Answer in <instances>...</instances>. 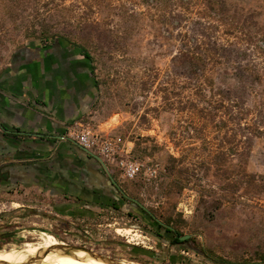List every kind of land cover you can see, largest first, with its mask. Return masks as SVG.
I'll return each mask as SVG.
<instances>
[{
  "label": "rangeland",
  "instance_id": "374dc122",
  "mask_svg": "<svg viewBox=\"0 0 264 264\" xmlns=\"http://www.w3.org/2000/svg\"><path fill=\"white\" fill-rule=\"evenodd\" d=\"M186 34L232 42L208 67L237 69L246 86L256 70L254 92L240 88L234 104L233 75L184 82L173 60ZM55 45L87 59L96 83L81 122L132 142L145 166L125 178L112 164L127 202L98 208L39 190L0 193V249L49 232L132 264H264V0H0V70L26 47ZM133 202L142 216L129 215ZM147 214L202 253L170 246Z\"/></svg>",
  "mask_w": 264,
  "mask_h": 264
},
{
  "label": "crops",
  "instance_id": "0c3cea01",
  "mask_svg": "<svg viewBox=\"0 0 264 264\" xmlns=\"http://www.w3.org/2000/svg\"><path fill=\"white\" fill-rule=\"evenodd\" d=\"M50 48H25L0 70V176L75 209L126 200L115 166L64 138L96 101L88 60L60 63Z\"/></svg>",
  "mask_w": 264,
  "mask_h": 264
},
{
  "label": "trees",
  "instance_id": "16d2710c",
  "mask_svg": "<svg viewBox=\"0 0 264 264\" xmlns=\"http://www.w3.org/2000/svg\"><path fill=\"white\" fill-rule=\"evenodd\" d=\"M188 2H192V0H188ZM206 2L210 3L211 0H206ZM235 21H238L235 18ZM234 25L236 27H239V22H235ZM215 28H218L215 26ZM42 35H39L38 37H44L45 40H48L50 38V34L46 31ZM185 40L182 42L181 50L179 54H177L174 57V67L176 65V71L179 70V74L184 77V82H217V79L219 78L220 82H223L221 79L222 77H227L230 75H233V79L236 81L238 78V83H235L232 87H230L228 90H226V93L228 97L226 98L228 101H232L234 104L237 103V100L239 98L240 88L249 89L250 94L254 92V80L257 79L260 80L259 76H255L256 70L248 71V75L252 79L251 86L243 85L245 84L241 77H239V73L237 72V69H230L228 67L226 68H210L208 67L211 62L219 61V57H224L227 59L229 56L228 53L231 49H229V46H232V42L228 43H221L219 39L207 37L208 41L206 40H200L199 36H189L186 34L184 36ZM47 48V46L45 47ZM26 49H42L39 47H26ZM86 58L91 59V56L88 52L82 53ZM260 82V81H259ZM214 86V85H213ZM222 99L224 98L223 92L218 93ZM214 93H212L213 97ZM174 172V169L171 171V173ZM129 215H134L133 213L129 212ZM148 217H152L151 215H146ZM157 225H159L158 222H155ZM163 226H161L162 228ZM164 229V227H163ZM173 237L169 240L170 246L177 247L180 249L185 248H191L195 252L202 253V251L197 248L196 246H192L190 238L186 240H182L181 237L184 235L180 232H172ZM164 237L163 235H160V237Z\"/></svg>",
  "mask_w": 264,
  "mask_h": 264
},
{
  "label": "built area",
  "instance_id": "2783aa9c",
  "mask_svg": "<svg viewBox=\"0 0 264 264\" xmlns=\"http://www.w3.org/2000/svg\"><path fill=\"white\" fill-rule=\"evenodd\" d=\"M64 138L73 141L93 155L107 163L116 165L125 178H134L145 166L143 161L133 155V143L121 136L103 135L83 122H75L67 127ZM152 175L157 173L156 168H149Z\"/></svg>",
  "mask_w": 264,
  "mask_h": 264
},
{
  "label": "bare ground",
  "instance_id": "6f19581e",
  "mask_svg": "<svg viewBox=\"0 0 264 264\" xmlns=\"http://www.w3.org/2000/svg\"><path fill=\"white\" fill-rule=\"evenodd\" d=\"M15 206H19V203H15ZM117 233L120 235L131 234L134 229L118 228ZM29 235H34L33 232H28ZM33 237V236H32ZM37 240V241H33ZM32 241L27 240L17 244L16 246H5L0 249V260L6 261L11 264H25L29 258L37 254L42 249L56 246L57 244H63L53 234L49 232H41L37 236H34ZM125 264H132L125 262ZM34 264H108L101 260H98L90 256L86 251H78L74 255L62 254L60 252H50L45 257L41 258Z\"/></svg>",
  "mask_w": 264,
  "mask_h": 264
},
{
  "label": "water",
  "instance_id": "95a60500",
  "mask_svg": "<svg viewBox=\"0 0 264 264\" xmlns=\"http://www.w3.org/2000/svg\"><path fill=\"white\" fill-rule=\"evenodd\" d=\"M190 237H191V235H184L181 237V239L186 240ZM78 251H86L90 256H92L98 260H101L103 262H106L108 264H125L124 261L118 260L114 257L94 252V251L87 249L85 247L69 245L66 243L57 244L56 246H51L49 248H45V249L40 250L39 252H37V254H35L34 256L29 258L25 264H34L35 262H37L41 258L48 255L50 252H60L62 254L74 255V253H76ZM0 264H11V263L0 260Z\"/></svg>",
  "mask_w": 264,
  "mask_h": 264
},
{
  "label": "flooded vegetation",
  "instance_id": "af4514ba",
  "mask_svg": "<svg viewBox=\"0 0 264 264\" xmlns=\"http://www.w3.org/2000/svg\"><path fill=\"white\" fill-rule=\"evenodd\" d=\"M51 49H53V50H51ZM60 49H61L60 46H57V45L52 46L50 48L52 53L57 57L58 61H60V63H65L66 61L69 60V59L67 60V58H69L71 55L69 53H65L64 51H60ZM16 190H17V188L12 186V184L10 182H8L4 176H0V193L11 194L13 192L15 193ZM125 201L127 202V200H125ZM130 205H131L132 209L129 212L133 213L134 215L142 216L139 213H137V211L134 210V208L138 207L136 204H134V202H133V204H130ZM141 218H146L147 222L151 221V222H158L159 223L158 227H156V229L159 228L157 231L158 237H160V235H163L164 237L166 236V237H168V239H171L173 237L172 232L175 231L173 229V227L160 222L154 216H152L150 218V217H147L145 215L144 217H141ZM161 226H163L164 229H163V227L161 228ZM160 238H162V236Z\"/></svg>",
  "mask_w": 264,
  "mask_h": 264
}]
</instances>
